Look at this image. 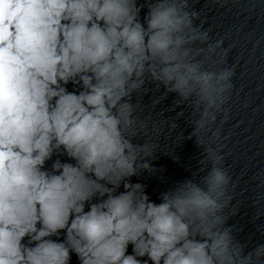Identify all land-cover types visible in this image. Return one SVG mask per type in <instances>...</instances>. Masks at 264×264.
I'll return each mask as SVG.
<instances>
[{"label": "clouds", "instance_id": "1", "mask_svg": "<svg viewBox=\"0 0 264 264\" xmlns=\"http://www.w3.org/2000/svg\"><path fill=\"white\" fill-rule=\"evenodd\" d=\"M198 20L190 0H0V264H264L228 226L232 177L200 140L235 72L215 69L224 42ZM152 88L192 109L203 149L159 203L133 181L157 172L138 99Z\"/></svg>", "mask_w": 264, "mask_h": 264}, {"label": "water", "instance_id": "2", "mask_svg": "<svg viewBox=\"0 0 264 264\" xmlns=\"http://www.w3.org/2000/svg\"><path fill=\"white\" fill-rule=\"evenodd\" d=\"M190 3L200 13L196 23L203 22L204 30L210 33V43L224 42L212 61L227 53L225 62L215 64V69L230 67L235 72L233 89L224 106L227 118L220 114L211 130L200 134V140L224 157L223 166L232 177V201L225 209L227 224L234 227L236 238L251 250L264 243V0ZM138 99L150 126L148 139L156 144V159L151 163L157 172H145L133 181L145 184L147 194L159 203L160 194L170 186L201 174L198 161L203 158V149L195 137L188 139L196 119L190 107L177 108L173 95L165 98L163 90L155 88ZM71 264H78L75 255Z\"/></svg>", "mask_w": 264, "mask_h": 264}]
</instances>
